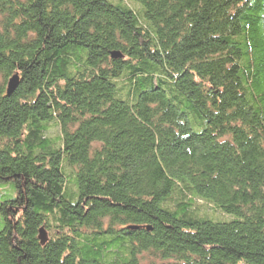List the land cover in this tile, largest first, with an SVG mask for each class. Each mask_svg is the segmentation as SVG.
I'll return each instance as SVG.
<instances>
[{"label": "trees", "instance_id": "obj_1", "mask_svg": "<svg viewBox=\"0 0 264 264\" xmlns=\"http://www.w3.org/2000/svg\"><path fill=\"white\" fill-rule=\"evenodd\" d=\"M0 76V264H264V0H0Z\"/></svg>", "mask_w": 264, "mask_h": 264}, {"label": "water", "instance_id": "obj_2", "mask_svg": "<svg viewBox=\"0 0 264 264\" xmlns=\"http://www.w3.org/2000/svg\"><path fill=\"white\" fill-rule=\"evenodd\" d=\"M111 57L112 58H119L120 54H118L117 52H112L111 53ZM20 81V78L17 74H14L12 77H10V79L8 80L7 84H6V89H5V93L6 95H10L13 93V91L15 90V88L17 87L18 83ZM41 235L43 236L41 238L40 234H39V240L41 243L46 242V237L44 235V232L41 233Z\"/></svg>", "mask_w": 264, "mask_h": 264}, {"label": "rangeland", "instance_id": "obj_3", "mask_svg": "<svg viewBox=\"0 0 264 264\" xmlns=\"http://www.w3.org/2000/svg\"><path fill=\"white\" fill-rule=\"evenodd\" d=\"M124 1H126V2H128V0H124ZM135 8V7H134ZM136 9V8H135ZM3 78L0 76V84H2L3 83V80H2ZM10 79V78H9ZM8 79V80H9ZM8 82V81H7ZM4 88H6V84H5V86H4ZM14 92V91H13ZM6 94V93H5ZM57 131L58 130H56V129H50L49 130V133H50V136L52 137V136H56V134H57ZM6 189H8V187L6 186V188H3V189H1L0 190V195H2V192L3 191H5ZM44 232V230L42 229V228H40L39 230H38V239H39V234H40V236H41V238L43 237L42 235H41V233H43ZM44 235H45V237L47 238V232H44ZM40 241V240H39ZM41 243V242H40ZM45 243V242H44ZM44 243H41V244H44ZM147 258V257H146ZM142 263L143 264H160V262L159 261H154V262H152L151 260H146V261H142Z\"/></svg>", "mask_w": 264, "mask_h": 264}]
</instances>
